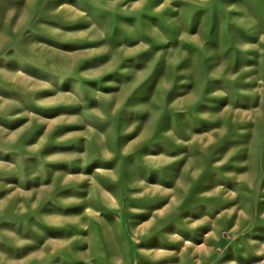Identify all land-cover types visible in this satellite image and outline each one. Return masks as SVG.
Segmentation results:
<instances>
[{
	"label": "rangeland",
	"instance_id": "374dc122",
	"mask_svg": "<svg viewBox=\"0 0 264 264\" xmlns=\"http://www.w3.org/2000/svg\"><path fill=\"white\" fill-rule=\"evenodd\" d=\"M0 264H264V0H0Z\"/></svg>",
	"mask_w": 264,
	"mask_h": 264
}]
</instances>
